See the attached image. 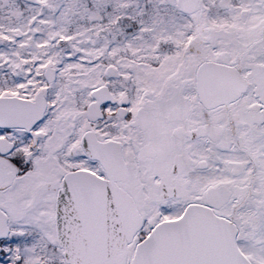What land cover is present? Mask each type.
Here are the masks:
<instances>
[{
  "label": "snow or ice",
  "instance_id": "1",
  "mask_svg": "<svg viewBox=\"0 0 264 264\" xmlns=\"http://www.w3.org/2000/svg\"><path fill=\"white\" fill-rule=\"evenodd\" d=\"M0 264H264V0H0Z\"/></svg>",
  "mask_w": 264,
  "mask_h": 264
}]
</instances>
